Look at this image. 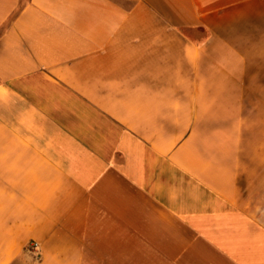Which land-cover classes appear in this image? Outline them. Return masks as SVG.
<instances>
[{
  "label": "crops",
  "instance_id": "crops-1",
  "mask_svg": "<svg viewBox=\"0 0 264 264\" xmlns=\"http://www.w3.org/2000/svg\"><path fill=\"white\" fill-rule=\"evenodd\" d=\"M0 264H264V0H0Z\"/></svg>",
  "mask_w": 264,
  "mask_h": 264
},
{
  "label": "built area",
  "instance_id": "built-area-1",
  "mask_svg": "<svg viewBox=\"0 0 264 264\" xmlns=\"http://www.w3.org/2000/svg\"><path fill=\"white\" fill-rule=\"evenodd\" d=\"M36 246H37V243H34V244L32 245L33 248H35Z\"/></svg>",
  "mask_w": 264,
  "mask_h": 264
}]
</instances>
